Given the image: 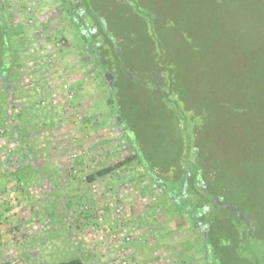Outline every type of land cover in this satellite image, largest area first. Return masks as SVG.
Returning a JSON list of instances; mask_svg holds the SVG:
<instances>
[{
	"label": "rangeland",
	"instance_id": "obj_1",
	"mask_svg": "<svg viewBox=\"0 0 264 264\" xmlns=\"http://www.w3.org/2000/svg\"><path fill=\"white\" fill-rule=\"evenodd\" d=\"M126 1V8H120L117 0L88 4L87 21L102 16L104 30L120 37L115 43L122 54L113 56L115 67L121 64L129 73L146 70L151 51V60L167 69V91L161 95L153 93L151 77L145 79L152 82L139 87L119 73L118 92L107 85L85 45L70 27L65 29L61 14L54 12L57 0H0V74L6 75V81L0 77V93H8L3 108L24 133L20 141H12L11 135L5 137L0 157L6 158L13 170L1 179L9 177L6 189L9 181H14L8 190L20 188L16 200L31 211L38 210L36 216H41L36 225L28 222L24 233L22 227L6 228L0 216V264H60L77 258L78 242L90 244L84 223L92 225V233L105 236L109 245L101 241L104 247L99 259L92 257L89 263L118 264L119 253L112 251L116 247L111 243L117 236L109 225L123 220L127 213L124 210L114 216L104 208L119 204L116 189L115 193L111 189L114 187H122L121 191L135 200L140 208L133 213L147 215L155 226L150 235L152 248L132 257L128 253L129 263L207 264L203 250L207 245L208 252H213L211 260L221 264L213 238L223 236L224 245L238 234L244 238L247 222L244 225L235 218L242 205L244 212L239 215L257 217L259 237L246 240L242 248L232 252L247 258L249 264H264L261 0ZM252 1L256 2L253 7ZM128 32L134 34L130 41L126 39ZM112 47L106 42L103 51L112 52ZM97 67L104 71L106 64L101 61ZM65 87L74 97H62L61 102ZM126 109L131 118L123 124L126 138L134 143L141 163L149 166L157 162L169 168L182 156L181 170L186 171L189 159L204 153L215 165L212 175L218 172L216 187L224 188L226 196L202 219L209 230L214 225L207 244L205 231L200 232L192 221L179 215V207L169 201L171 197L164 196L137 163L119 169L114 177L85 183L88 174L131 155L111 115L119 110L126 113ZM25 142L32 146L36 158L28 171L33 173L18 185L14 177L16 169L26 164ZM39 160L46 161V169L53 167L49 160H57L63 172L54 167L57 178L39 177ZM159 184L166 191L172 187L169 180H159ZM198 199V203L203 201ZM101 208L105 212L100 225ZM82 215H89L87 221ZM27 218H33L31 212ZM34 227L40 232L34 234ZM34 235H38L36 243Z\"/></svg>",
	"mask_w": 264,
	"mask_h": 264
},
{
	"label": "trees",
	"instance_id": "obj_2",
	"mask_svg": "<svg viewBox=\"0 0 264 264\" xmlns=\"http://www.w3.org/2000/svg\"><path fill=\"white\" fill-rule=\"evenodd\" d=\"M255 1H252L251 7L255 5ZM117 4L120 8H126L127 7V1L126 0H117ZM264 7V0L260 1L259 8ZM101 22L104 23V17L97 15ZM97 17V18H98ZM96 18V19H97ZM98 20V19H97ZM98 23L99 20H98ZM105 25V24H104ZM262 29V26L260 27ZM103 36V41L105 42L104 45H100L97 47V52H95V59H94V66L96 70L99 71V75H102L104 73H112L114 76V79L112 82H108L106 79L101 76V78L104 80L107 85H109L111 88L115 89L116 92H118L119 88L117 86V76L120 74H124L125 77L135 86L139 87H146L148 85V82L152 81H146L145 78L151 77L154 79V86H153V93L161 95L162 93L166 92L167 85L169 82V79L167 77V69L166 66L163 64H160L159 62H156L154 59L151 60V57L154 55L152 52H149V59L151 61V64L148 66L146 70L143 71H132L127 72L126 68L121 64L118 66H114L113 63V56H121V51L117 47L116 43L114 41H118L120 37H112L109 31H105L101 33ZM107 34V35H106ZM127 37V36H126ZM134 37L133 32H128L127 40H132ZM125 39V37H123ZM115 39V40H112ZM106 42L111 44L112 52L106 53L104 52L103 48L106 46ZM97 53V54H96ZM264 57V56H263ZM105 62L106 67L105 70L102 71L99 67L100 62ZM100 61V62H99ZM6 75L0 74V77L6 81ZM150 80V79H149ZM8 93H0V101L2 102L0 104V149L1 146L5 143L4 139L7 135L12 136V141H18L19 139H22L21 137H24V133L18 131L17 126L14 123V119L12 115H10L8 110H5L3 108V105L8 103ZM109 105H112L114 103V99L112 96L108 98ZM120 107V106H119ZM123 110V109H121ZM129 109H126V113L116 112L112 116L116 118L117 125L120 127L121 138H126V131L125 127H123V124H126L127 122L131 121L130 115H129ZM25 140V139H24ZM20 141V140H19ZM126 145H129V149L131 150V155L121 162L113 165L108 166L102 169L95 170L94 172L88 174L85 178L86 184H95L106 177L113 176L119 169L126 167L129 164L137 163L139 168L145 172L147 176H149L155 184H157L161 191L163 192L164 196L171 197L169 199L170 203H174L175 206L179 207V215H182L183 217H186L190 221L193 222V225L196 226L199 230L205 231V234H207V241L209 240V232L213 230L214 225L210 228L206 226V223H202V219H204L207 214L209 213L211 207L213 205L222 204V198L226 196L224 188L222 187H216V183L218 182V172L215 173V176H213V172L216 170L215 165L211 164L209 161V157L206 154H199L198 159H189V165L190 169L186 171L181 170V162L183 160V157L181 156L179 163L175 162L172 164L169 168H162L160 167L157 162L156 164L152 165H145L144 163H141L139 161V154L137 153L134 143L130 141V139L126 138ZM26 144L23 145L24 151H25V159L26 164L18 168L17 171L20 170L22 173H28V171H32V160H34V154L32 152V146L28 145V142H25ZM183 151V150H182ZM28 154V155H27ZM200 164H198L199 162ZM174 165V166H173ZM193 167V168H191ZM260 167V166H258ZM172 172V174H170ZM18 174V173H17ZM164 175L161 177L160 175ZM16 176V175H15ZM156 179V180H155ZM169 180L171 182V189L169 191L164 190L163 185L159 184V180ZM198 196L203 199V201L200 200V203H198ZM229 205V204H228ZM240 212H244V209L242 208V205L240 206ZM181 208H183L181 210ZM197 209V212L195 210ZM234 210V209H233ZM237 210V209H236ZM236 210H234L236 212ZM182 211V212H181ZM239 213V214H241ZM236 219L239 221H242L244 225H246L247 221H250L251 228L249 230L248 227L245 228L244 231V238H242V235L239 234L236 237H231L230 244L224 245L221 242L220 237H214L213 238V246L214 249L218 252V257L221 261V264H249L247 258L243 257L239 254H234L232 252L234 249L242 248L244 246V243L248 239H253L259 237V224L258 219L255 216H244V219L239 218V214L235 213ZM89 217V216H88ZM209 224V223H208ZM205 242V241H204ZM202 243V246L205 243ZM234 248V249H233ZM204 250V257L206 259L207 264H217L216 262L212 261V254L213 252H208L207 245L203 248ZM212 259V260H211ZM60 264H86L85 259L81 257L69 259L68 261H63Z\"/></svg>",
	"mask_w": 264,
	"mask_h": 264
},
{
	"label": "crops",
	"instance_id": "obj_3",
	"mask_svg": "<svg viewBox=\"0 0 264 264\" xmlns=\"http://www.w3.org/2000/svg\"><path fill=\"white\" fill-rule=\"evenodd\" d=\"M1 151V150H0ZM34 158H36V156H34ZM49 160V163L51 165H53V167L51 166V168L46 169V161L44 162V160H39L38 163L41 166H38L39 168H41V170L36 172V175H38L39 177L42 175H47L46 177H53V178H57V172L55 171V169L53 170L54 167H57L58 170L63 172V169L60 168L59 165L56 164L57 160ZM54 164H56L54 166ZM43 168V169H42ZM12 166L9 165L8 160H6V158H4L3 156L0 157V216L3 218L4 223L6 224V228H10V227H22L24 230H22V228H20L23 233L27 230V226L29 227V225L27 224L28 222L32 223L31 220L33 221V224H38L37 219L40 220L41 216H36L39 215V211L35 209L33 211H31V208H27V205L21 204L20 202H18L16 199L17 194H15L17 192V190L20 191V188H14L17 189L16 192H13L11 190H8L11 186L14 185V181H9V184L5 186V183L7 184V181L9 179V177H5L6 179H1L3 176L5 175H9V171L12 172ZM18 170V169H16ZM18 173V174H17ZM17 173H15V179L16 182L18 183V185H22L25 183V179H27L31 173L33 172H28V173H22L19 171H17ZM12 174V173H11ZM62 176V174H61ZM109 177H114L113 176H109ZM63 178V177H61ZM108 178V177H106ZM105 178V179H106ZM104 180V179H103ZM5 186V187H4ZM110 186V185H109ZM109 186L107 188H109ZM112 187V186H110ZM120 188V189H119ZM112 192H114V189H116L117 197H119L118 201L119 204L115 205L114 210L112 211H108V213L113 214L114 216H116V211L117 209L121 206L124 208L125 212L127 213V215L123 218V220H120L119 222H114L111 225H109V227L112 229V231L116 234L117 238L116 240H111L112 238L109 239V241H112L111 243L115 242L114 247L116 248H112V251H117V253H119L122 249L126 250V254L129 253V255L132 256H136V255H140L144 249H148L147 247H151L150 244L152 243L151 240V232H154L155 226H153V224L151 223V220H148V216L145 215H140L138 213H133V209H139L140 207L137 206L135 203V200L133 201L131 199V197H128V193L125 192L124 190L121 191L122 187H114L111 188ZM118 189L120 190V192H118ZM115 193V192H114ZM128 197V198H127ZM141 204V203H140ZM109 205H104L105 207H108ZM137 207V208H136ZM105 210V209H104ZM127 210V211H126ZM31 212V215L33 216V218L29 219L27 218V214ZM81 215V214H80ZM30 216V215H29ZM28 216V217H29ZM36 216V217H35ZM89 215H82V220L83 221H87ZM40 217V218H39ZM151 219V218H150ZM32 225V224H31ZM96 225V224H95ZM91 228H88V227ZM83 228H86V232L88 233L87 235H89V242L90 244H88L87 246L83 245V242H78L79 246V251H78V255L79 257L85 259V263L86 264H90L89 260L93 257H96L97 259H99V255H101L100 253L103 251L101 247H104V245H102L101 241L106 242V244L108 245V242L106 241L105 236L96 233L97 235H95V233H92L91 231H89V229H92V225L91 224H86L84 223L82 225ZM33 233L37 234L38 232H40V230H36V228L34 227L33 229ZM149 231V232H148ZM36 236L38 235H34L33 240L34 242H38V239H36ZM134 236V237H133ZM131 237L132 240L128 243H126V238ZM93 238L94 240H96V242H93ZM20 239V238H18ZM21 242L22 244H25V237L21 238ZM92 240V241H91ZM24 241V242H23ZM41 243V242H39ZM83 243V244H82ZM95 243L98 244V246L95 245ZM101 244V246H100ZM106 247L109 248V245ZM141 245L143 246L141 248ZM36 247V246H35ZM38 250V249H37ZM127 255V256H129ZM153 263V262H152ZM151 262H148L147 264H152Z\"/></svg>",
	"mask_w": 264,
	"mask_h": 264
},
{
	"label": "flooded vegetation",
	"instance_id": "obj_4",
	"mask_svg": "<svg viewBox=\"0 0 264 264\" xmlns=\"http://www.w3.org/2000/svg\"><path fill=\"white\" fill-rule=\"evenodd\" d=\"M94 1L97 0H57L58 8L56 11L54 10L56 14H61L65 29L69 30L70 27L73 30L93 59H95V48L105 44L101 34L105 32L104 23L100 21L102 18L95 17H98L100 23L94 17L93 22L87 21V17L90 15V5L88 6V4L94 3ZM99 76H103L108 82H112L114 79L112 73H104ZM199 231L204 233L203 230Z\"/></svg>",
	"mask_w": 264,
	"mask_h": 264
},
{
	"label": "built area",
	"instance_id": "obj_5",
	"mask_svg": "<svg viewBox=\"0 0 264 264\" xmlns=\"http://www.w3.org/2000/svg\"><path fill=\"white\" fill-rule=\"evenodd\" d=\"M57 46H59L57 44ZM62 97H65L64 99L66 100H69V99H72L74 97L73 93H71L69 91V88L65 87V91H64V94L59 98V100L62 102L63 99ZM94 188V187H93ZM95 191V190H94ZM115 208V204L114 203H111L109 204L108 206V209L107 210H114ZM105 212L104 208H101V211L99 212V218H98V223L101 225L103 223V213ZM124 212V208L123 207H119L116 211V213H122ZM0 225H1V218H0ZM1 227V226H0ZM132 240L131 237H128L126 238V243L130 242ZM127 254H126V250L125 249H122L120 252H119V255H118V264H134V263H129L127 261V258H126Z\"/></svg>",
	"mask_w": 264,
	"mask_h": 264
},
{
	"label": "water",
	"instance_id": "obj_6",
	"mask_svg": "<svg viewBox=\"0 0 264 264\" xmlns=\"http://www.w3.org/2000/svg\"><path fill=\"white\" fill-rule=\"evenodd\" d=\"M231 210V209H230ZM241 216V218L242 219H244L245 217H244V215H240ZM247 225H248V228H249V230H250V228H251V224H250V222L249 221H247Z\"/></svg>",
	"mask_w": 264,
	"mask_h": 264
}]
</instances>
